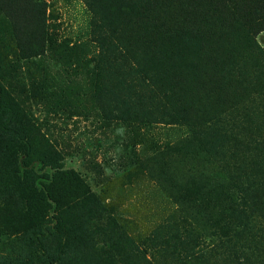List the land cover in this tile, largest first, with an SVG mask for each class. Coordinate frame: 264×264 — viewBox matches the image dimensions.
<instances>
[{"label": "rangeland", "instance_id": "1", "mask_svg": "<svg viewBox=\"0 0 264 264\" xmlns=\"http://www.w3.org/2000/svg\"><path fill=\"white\" fill-rule=\"evenodd\" d=\"M0 1V264H264V23Z\"/></svg>", "mask_w": 264, "mask_h": 264}, {"label": "trees", "instance_id": "2", "mask_svg": "<svg viewBox=\"0 0 264 264\" xmlns=\"http://www.w3.org/2000/svg\"><path fill=\"white\" fill-rule=\"evenodd\" d=\"M214 1L215 5L212 7L198 5L196 6L195 10H191L193 13H195L193 15L197 17L195 23H191L194 27L193 30L190 29L192 33L191 35L194 39L200 40V50L205 49L204 46L207 42V38L204 37L203 30L201 28H197L198 25H217L221 24L223 18L241 19L243 16L250 24L251 18H256L255 20H259L260 22L264 23V0H257L259 1V4H257L256 7H254L251 11L249 5L252 2H250L247 6L242 7L237 3L241 0ZM88 2L89 7L93 12L95 10L100 11L97 6H103L101 12L103 14L106 13L105 15H108L111 23L116 22L117 24L119 23L123 25L127 24L128 22L137 23L143 18L154 14L157 9L162 20H169L170 17H176L177 14H180L181 12L186 13L183 8L184 2H179V4L175 5L172 9H168L160 4L161 0H88ZM0 5H2L1 1ZM1 7L11 11L17 8L20 13V17L17 18L19 23L24 22L32 26L30 31L17 32V35L19 34L18 41L21 42V44L27 46L30 50L44 46L45 42L48 40V27L46 24L47 16L45 12L47 5L44 0H5V5ZM236 10L237 12H235ZM250 12L254 13V16L250 14ZM9 18L12 23L15 22L12 15H10ZM104 39L114 41L119 45L120 39H122L120 30L115 32L112 30V28H110L108 36ZM36 53L37 52H34L33 54ZM158 84L159 83L155 84V86L157 87ZM161 87L165 86L163 85ZM220 91L221 90L218 92ZM42 264L51 263L49 261H44ZM188 264L200 263L198 261L191 260L188 262Z\"/></svg>", "mask_w": 264, "mask_h": 264}]
</instances>
